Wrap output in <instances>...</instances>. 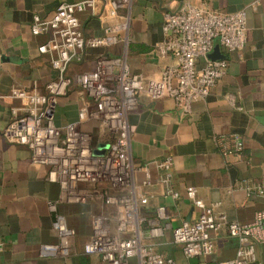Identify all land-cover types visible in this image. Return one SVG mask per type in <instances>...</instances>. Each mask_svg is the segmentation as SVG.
Here are the masks:
<instances>
[{"label":"crops","instance_id":"1","mask_svg":"<svg viewBox=\"0 0 264 264\" xmlns=\"http://www.w3.org/2000/svg\"><path fill=\"white\" fill-rule=\"evenodd\" d=\"M84 0H0V264H61L45 246L59 243L54 223L56 215L66 217L76 231L73 240V264H104L98 256L86 255L83 243L92 234V217L102 209L99 203L59 206L57 214L49 209L60 195L57 185L47 181V169L31 162V151L11 143L4 131L12 120V110L22 106L12 99L15 88L46 92L58 78L47 55L39 47L47 36H34L31 25L35 17L47 19L63 3ZM79 15L87 38L103 34L101 15ZM188 6L216 12H248L247 44L243 51L225 55L227 73L211 90L205 101L192 107L189 115L179 110L171 99L152 100L143 95L139 108L129 116L136 130L130 150L135 164L150 167L154 186L146 190L151 199L141 207L142 215L153 220L160 205L167 207L172 226L194 222L198 211L185 197L194 187L207 205L230 222L251 223L257 212L264 211V198L248 197L246 183L264 178V0H131L120 14L129 18L126 41L113 47L86 49L81 62L69 67L75 75L93 69L98 57L124 59L135 74L160 79L168 67H176L174 53L162 57L156 47L164 42V16ZM214 48L220 47L218 40ZM204 60H199L202 68ZM86 98L73 88L60 100L57 124L61 127L77 121ZM243 143L241 154L224 155L233 147V136ZM224 139V141H222ZM173 159L172 188L182 194L174 201L163 198L164 176L157 165ZM137 181H141L138 177ZM109 212H112L109 209ZM158 251L173 257L177 264H220L236 257L238 241L222 229L215 237L211 257L186 259L171 245V232L160 241ZM171 253V254H170ZM257 261L264 264V245L256 248Z\"/></svg>","mask_w":264,"mask_h":264},{"label":"built area","instance_id":"2","mask_svg":"<svg viewBox=\"0 0 264 264\" xmlns=\"http://www.w3.org/2000/svg\"><path fill=\"white\" fill-rule=\"evenodd\" d=\"M131 0H84L63 3L51 17H35L31 25L34 36H47L39 52L47 55L58 78L47 85L46 92L15 88L10 97L21 101L12 110V120L4 136L13 144L31 151V162L47 169V181L60 189L59 198L49 203L57 214L62 204L99 203L102 211L93 217L92 234L84 246L86 255L98 256L104 264H177L173 257L158 251L166 234L171 232V245L180 249L186 259L207 258L215 252V237L222 229L238 241L236 257L220 264H254L256 248L264 245V211L256 213L248 224L230 222L217 211L218 205H207L198 198L194 187L185 197L197 209L194 222L173 227L167 207L160 205L153 220L146 219L141 207L151 199L146 190L154 183L150 167L135 164L130 150L136 128L129 116L140 106L143 95L152 100L171 99L185 115L199 101H205L213 87L222 80L228 67L226 58L211 60L214 40L222 54L244 50L247 44L248 12H216L188 6L164 16L162 30L166 39L156 51L166 57L174 53L176 67L166 68L160 79L132 73L121 58L100 56L89 72L69 75V67L79 63L86 49L113 47L126 41L129 18L120 11ZM101 16L103 34L87 38L80 14ZM199 60H204L202 68ZM77 88L86 98L77 121L61 127L57 110L62 98ZM233 147L224 155L241 154L244 145L235 135ZM224 141V139L222 140ZM103 145L104 155L95 152ZM157 167L163 171V198L179 201L182 194L172 188L173 159L166 158ZM141 177V181H137ZM248 197L264 198V178L259 183H246ZM111 209L112 212H109ZM59 243L45 246L61 264H73L72 247L75 229L66 217L57 214L54 223Z\"/></svg>","mask_w":264,"mask_h":264},{"label":"water","instance_id":"3","mask_svg":"<svg viewBox=\"0 0 264 264\" xmlns=\"http://www.w3.org/2000/svg\"><path fill=\"white\" fill-rule=\"evenodd\" d=\"M209 58L211 60H220V59H224L225 56L222 54L221 48L220 47H216V48L213 49L212 53L209 55ZM105 148H106L105 146L101 145L99 147V150H97L95 152V155H97V156L104 155V151H102V149H105Z\"/></svg>","mask_w":264,"mask_h":264},{"label":"rangeland","instance_id":"4","mask_svg":"<svg viewBox=\"0 0 264 264\" xmlns=\"http://www.w3.org/2000/svg\"><path fill=\"white\" fill-rule=\"evenodd\" d=\"M95 216V215H94ZM91 226H93V217H92V222H91ZM72 249H73V247H72ZM171 254V253H170ZM74 252L72 253V256H71V258H73L74 259Z\"/></svg>","mask_w":264,"mask_h":264},{"label":"trees","instance_id":"5","mask_svg":"<svg viewBox=\"0 0 264 264\" xmlns=\"http://www.w3.org/2000/svg\"><path fill=\"white\" fill-rule=\"evenodd\" d=\"M69 224V223H68ZM70 226V225H69ZM71 228H73L72 226H70ZM74 229V228H73ZM86 242L83 243V252H84V246H85ZM85 253V252H84Z\"/></svg>","mask_w":264,"mask_h":264}]
</instances>
